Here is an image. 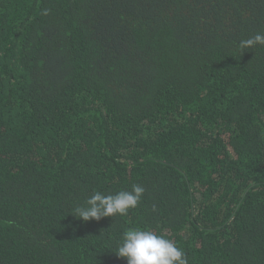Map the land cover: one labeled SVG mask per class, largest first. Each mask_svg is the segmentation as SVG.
Wrapping results in <instances>:
<instances>
[{
    "label": "trees",
    "instance_id": "trees-1",
    "mask_svg": "<svg viewBox=\"0 0 264 264\" xmlns=\"http://www.w3.org/2000/svg\"><path fill=\"white\" fill-rule=\"evenodd\" d=\"M264 0H0V264H264ZM145 192L84 221L94 191Z\"/></svg>",
    "mask_w": 264,
    "mask_h": 264
},
{
    "label": "clouds",
    "instance_id": "clouds-1",
    "mask_svg": "<svg viewBox=\"0 0 264 264\" xmlns=\"http://www.w3.org/2000/svg\"><path fill=\"white\" fill-rule=\"evenodd\" d=\"M256 45H264V34L240 41L241 49H250ZM145 189L141 185H133L131 191H119L116 194H104L94 191L87 200L76 205L71 212L84 221H99L108 216H126L129 209L138 206ZM119 257L127 258V264H188L186 254L171 240L151 230L129 228L124 231L115 250Z\"/></svg>",
    "mask_w": 264,
    "mask_h": 264
}]
</instances>
